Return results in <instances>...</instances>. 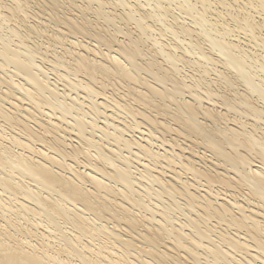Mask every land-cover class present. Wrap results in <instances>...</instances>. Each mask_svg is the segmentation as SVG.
Segmentation results:
<instances>
[{"label":"bare ground","instance_id":"bare-ground-1","mask_svg":"<svg viewBox=\"0 0 264 264\" xmlns=\"http://www.w3.org/2000/svg\"><path fill=\"white\" fill-rule=\"evenodd\" d=\"M0 264H264V0H0Z\"/></svg>","mask_w":264,"mask_h":264},{"label":"rangeland","instance_id":"rangeland-1","mask_svg":"<svg viewBox=\"0 0 264 264\" xmlns=\"http://www.w3.org/2000/svg\"><path fill=\"white\" fill-rule=\"evenodd\" d=\"M151 50H152V47H151ZM183 71H185V70H183ZM220 71H221V70H220ZM221 72H222V71H221ZM185 74H187V73L185 72ZM188 75H190V74H187V77H188ZM211 78L214 79V78L212 77V75L210 76V79H211ZM187 80H188V81H187L188 83H191V82H192L190 79H187ZM189 81H190V82H189ZM234 88H235V87H234ZM234 88H233V89H234ZM227 91H228V90H226L225 92H227ZM222 94H224V93H222Z\"/></svg>","mask_w":264,"mask_h":264}]
</instances>
